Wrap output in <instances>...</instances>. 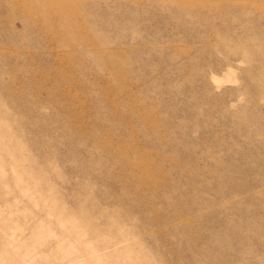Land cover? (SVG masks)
Returning a JSON list of instances; mask_svg holds the SVG:
<instances>
[{
    "label": "rangeland",
    "instance_id": "374dc122",
    "mask_svg": "<svg viewBox=\"0 0 264 264\" xmlns=\"http://www.w3.org/2000/svg\"><path fill=\"white\" fill-rule=\"evenodd\" d=\"M0 264H264V0H0Z\"/></svg>",
    "mask_w": 264,
    "mask_h": 264
}]
</instances>
